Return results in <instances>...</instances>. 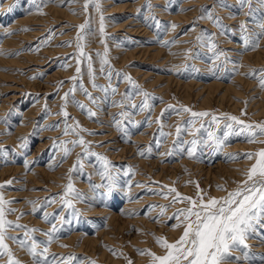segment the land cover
Listing matches in <instances>:
<instances>
[{"label":"rangeland","instance_id":"obj_1","mask_svg":"<svg viewBox=\"0 0 264 264\" xmlns=\"http://www.w3.org/2000/svg\"><path fill=\"white\" fill-rule=\"evenodd\" d=\"M157 1L36 0L33 4L32 0H0V47L15 33L21 40L12 54L6 55L20 62L7 67L13 76L0 82V193L5 201H11L4 207L6 219L13 222L5 243L20 264L35 261L18 240H25L27 245L37 241L38 252L47 246L49 259L52 254L74 255L71 264H153L149 252L160 256L167 251L157 238L177 241L183 225L173 227L177 221L170 218L178 209L190 206L186 200L173 203L176 193L169 194V190L195 199L198 184L205 199L225 197L240 186L255 162L245 154L264 149V135L258 134L255 142H249L247 130L230 134L218 151L209 147L212 141L204 143L207 131L223 138L229 123L233 131L240 130L242 126L230 121V116L245 125L264 124V72L259 71L264 69V38L259 39V47L245 50V33L240 28L246 23L250 42H254L261 29L247 13L255 9L254 17L259 20L264 6L257 0L242 10L238 0H226L228 7L217 0H163V5ZM30 3L39 5L42 19L48 20L31 27L15 26L21 15L13 11ZM48 5L60 10L46 13ZM206 6L214 17L222 19L223 30L207 17ZM162 13H170L177 20ZM82 24L86 25L83 32L79 28ZM38 29H43L41 34ZM166 41L170 42L167 46ZM78 43L91 57L95 84L108 88V92L93 86L88 59L80 56ZM221 52L224 55L217 58ZM254 70L256 75H249ZM127 77L139 87L130 84ZM238 80V87L230 90ZM73 88L75 92L66 102L65 93ZM112 88L118 91L113 94ZM125 92L134 95L131 102L137 105L144 100L142 93H149V108L133 110L129 101L123 107L113 106V101L124 99ZM11 96L15 97L12 101ZM5 98L11 104L1 108ZM77 101L85 108L81 109ZM185 108L191 111H183ZM87 109L95 112V117H89ZM31 110L35 114L28 119L25 114ZM125 111L132 114L121 118L118 114ZM193 112L209 115L193 117ZM114 117L121 121L124 132L117 128ZM27 120L32 121L31 126ZM77 122L88 131L77 129L74 133ZM24 124L27 128L18 134ZM80 137L88 145L87 155L84 146L67 143ZM193 139L200 142L189 157ZM65 148L69 149L66 158ZM100 157L108 161L106 173ZM70 180L74 191L68 193ZM45 213L47 220L43 219ZM17 223L26 228L15 227ZM53 225L57 231L48 244L46 233ZM27 229L38 231L26 236ZM247 243L250 254L257 258L251 264H260L264 235ZM0 264H9L3 249Z\"/></svg>","mask_w":264,"mask_h":264},{"label":"snow or ice","instance_id":"obj_2","mask_svg":"<svg viewBox=\"0 0 264 264\" xmlns=\"http://www.w3.org/2000/svg\"><path fill=\"white\" fill-rule=\"evenodd\" d=\"M32 3L35 4L36 0H32ZM217 3L222 7H228L229 5L226 3V0H217ZM239 7L242 10L244 7H250L252 4V0H238ZM257 3L264 6V0H257ZM85 8H87V3L85 4ZM11 10V9H10ZM256 10H250L247 15L253 21V23L258 24L260 32L256 33V39L254 42H250V37L248 35V27L246 23H242L240 25L241 31L244 34L242 38L243 46L245 50H254L259 47V39L264 38V15L261 16L259 20L254 17V12ZM206 15L208 18L213 19L214 23H216L222 30L225 26L222 23V19L219 17H214L210 9H207L206 6ZM201 18H204L203 16ZM86 25H79L80 30L83 32ZM172 27H176V25H172ZM101 31L103 32V17H101ZM79 39V37H78ZM167 46L170 42H164ZM77 47L80 49V56L86 57L88 59V68L89 72L93 76V86L100 87L102 91L108 92V88L103 86H99L95 84V76L94 69L92 67L91 57L88 56L87 53L83 51V46L81 44H77ZM215 47V45H213ZM97 55H100L97 53ZM105 56L107 53L105 52ZM224 55V53H218L217 58L219 56ZM103 63H107V60H104ZM103 70V69H102ZM77 73H80V68L77 67ZM256 71L254 70L249 75L255 76ZM260 72H264V69L259 70ZM109 80H111V72L107 73ZM76 77H72V80H76ZM130 84L135 85V82L131 80L130 77H127ZM261 86L264 87V80H262ZM135 87H139L135 85ZM85 94L92 100L93 103H97L96 98L92 97L91 93H88L86 89H84ZM112 93L115 94L118 89L112 88ZM75 92V88L70 89L69 93H65L64 100L67 102L69 95ZM144 100L140 105L131 102L134 100V95L130 96L128 92H125L124 99L115 102L113 101V106H121L123 107L125 101H129L128 106L137 111H143L146 108H149L148 98L149 93L143 92ZM77 105L84 109L85 105L76 102ZM167 111V110H166ZM183 111H191L190 109H183ZM132 113L130 112H121L118 115L121 118H128ZM63 115L67 118V111H63ZM87 115L89 117H95L96 113L91 109H87ZM163 115V114H162ZM208 112H193V117H206L208 116ZM230 121L235 122L238 125H241L239 131H233L232 123L225 125L228 131L224 132L223 138L217 136L212 131H207V140L204 143H208V141H212L209 144V147H213L214 151H218L224 145V141L228 138L230 134L239 135L241 132L247 130L249 132L248 140L249 142H255L256 136L264 135V124L257 125H245L244 121L239 120L236 116L227 117ZM217 117L213 116L212 120L217 121ZM113 122L117 126L119 130L124 132V128L121 127V121L113 118ZM159 122V121H158ZM133 125H136L135 121H132ZM193 124L195 121L192 122ZM68 126L66 125L65 134L67 132ZM201 128H204V125H201ZM79 131H88L87 129L79 126L77 122L76 128H73V132L76 133V130ZM200 129H196V132H199ZM180 129H177V135H179ZM91 134V133H90ZM125 135L127 133L125 132ZM200 141L197 139H193L190 141L191 147L189 148L187 154L189 157L194 155L197 144ZM67 143H72L73 145H82L85 147V155L88 154V145L84 141L83 137H80L77 141H70ZM65 158L69 154V149L65 148ZM149 151H151V146H149ZM144 155L143 152L140 153ZM105 162V173L107 172V164L108 161L106 157H100ZM232 158H237L233 156ZM245 158L253 159L255 158V162L251 165V167L246 171L245 176L246 179L241 182L240 186L231 192H227L225 197H209L208 199L204 198L202 194V190L198 188L197 198L192 197H184L176 192L175 189H170L169 194L176 193L173 198V203L184 202L185 200L189 203V207L178 209L173 217L170 219H175L177 224L173 225V227H180L183 225V233L180 238L175 242H169L166 237H158L157 243H159L163 248H165V255H156L155 253L149 252V254L153 258V264H244V262H248L251 264L252 261L257 259L253 255L250 254V245L247 241L250 238H254L259 235H264V149L259 150L256 153H247L245 154ZM80 164V161H77V165ZM27 167V163L25 164ZM6 183H11L8 181ZM3 185H0L2 188ZM109 194L112 191V185L109 184ZM220 190H225L222 186H217ZM73 185L71 180L67 185V192H73ZM79 196L80 194L77 193ZM6 203H11V201H5L3 194L0 193V249H3L7 252L9 256V264H20V261L12 258L11 250L8 248V245L5 243L6 240V232L9 227L13 226V222L6 219L5 216V207ZM35 203V202H32ZM65 204L71 207V202L68 200L64 201ZM8 211H14L13 209H8ZM166 211V209H165ZM163 215V212L161 213ZM182 218V219H181ZM43 219H48V214L45 213L43 215ZM17 228H26L25 225L15 224ZM38 231V229H27V233H32ZM42 231V230H40ZM57 231L55 225H53L51 232L46 233L49 236L48 244H50L54 238V233ZM17 239V238H13ZM21 246H26L30 255H32L35 264H71L73 260L76 259L74 255L64 256H56V254H52L51 259H49L48 248L44 247L42 251H37L38 242L33 240L30 245L26 244L25 240H18ZM142 251L143 250H138ZM240 251L241 255H235L234 253ZM260 264H264V255L259 257Z\"/></svg>","mask_w":264,"mask_h":264},{"label":"bare ground","instance_id":"obj_3","mask_svg":"<svg viewBox=\"0 0 264 264\" xmlns=\"http://www.w3.org/2000/svg\"><path fill=\"white\" fill-rule=\"evenodd\" d=\"M158 5H163V4H165V1H163V0H158L157 2H156ZM6 4H10V3H6ZM48 4V3H47ZM31 6H33L32 8H31ZM137 6V5H136ZM7 7V6H6ZM39 7V5L38 6H34V5H32L31 3H30V5L29 4H26V5H24V6H18L17 8H16V10H14L13 12L14 13H16V15L17 14H19V15H21V18H19V19H17V21H15L14 23H15V26H17V24L19 25V24H21V25H27V26H30V25H35V24H37V25H41V24H43L44 23V21H47L48 20V17L47 18H43L42 19V16H41V14H40V11H42L41 9H39L38 8ZM138 8V7H137ZM37 9H39V10H37ZM44 10H46V9H44ZM58 10H60V9H58L57 7H56V5H54V6H52V5H48V8H47V10H46V13H54L55 14V12H57ZM133 10V9H132ZM165 12V11H164ZM56 14H58V13H56ZM163 14V16H167L168 18H171V20H172V18L173 19H176L177 17L176 16H174V17H172L171 15H170V13H162ZM46 15V14H45ZM179 18V17H178ZM137 20V19H136ZM177 20V19H176ZM14 21V20H13ZM49 24V23H48ZM127 24V23H126ZM45 25V24H44ZM131 25V24H130ZM134 26H137V25H134ZM139 26V25H138ZM14 27V26H13ZM31 27V26H30ZM142 27V26H141ZM122 28V27H121ZM11 29V28H10ZM14 29V28H13ZM133 29V28H132ZM9 30V29H8ZM42 30L43 29H38V31L39 32H37V33H40L41 34V32H42ZM134 31H137V30H135V28L133 29ZM132 30V31H133ZM139 30V29H138ZM131 31V32H132ZM133 31V32H134ZM139 32V31H138ZM23 33V32H22ZM37 33H35V34H37ZM136 33V32H135ZM8 34V33H7ZM16 34V33H15ZM15 34L12 36V35H10V36H8L6 39H5V41H4V43L2 44V46L0 47V82L2 81H4L5 79H7V78H10V77H12L13 76V71L11 72V71H9V70H7V67H9V68H12V67H15L13 64H18L19 62H17L16 60H13V59H8L7 58V56H8V54H12V52L14 51V48H17V45L20 43L19 41H21L20 40V37L19 38H17V37H15ZM20 34V33H19ZM31 36H32V34H30ZM18 36V35H17ZM20 36H22V34L20 35ZM23 36H26V37H28V35L26 34V35H23ZM22 36V37H23ZM30 36V37H31ZM22 37H21V39H22ZM25 37V38H26ZM36 37V36H35ZM27 41V40H26ZM232 44V43H231ZM16 46V47H15ZM147 49H149V48H147ZM10 50H12V51H10ZM159 50V49H158ZM161 51V50H160ZM159 51V52H160ZM241 54V53H240ZM7 55V56H6ZM30 56H28V59H30L29 58ZM248 58V57H250V55L249 56H247V55H243V58ZM10 58V57H9ZM31 58H32V56H31ZM45 60H47L46 58H44ZM251 61V60H250ZM27 63V61L26 62H24L23 64H26ZM21 64V63H20ZM22 66H24V65H22ZM15 72V71H14ZM16 76V75H15ZM18 78V77H17ZM239 80L238 81H236L235 83H233V85L230 87V90L231 89H234V88H237L238 87V84H239ZM1 84V83H0ZM213 84V83H212ZM224 85V84H223ZM251 85V84H250ZM19 86V85H18ZM219 86V85H218ZM3 86L1 85V88H2ZM9 87V86H8ZM210 87H213V85H211ZM5 89H6V87H5ZM16 89V88H15ZM18 90V89H17ZM225 90V89H224ZM15 91V90H14ZM235 91V90H234ZM240 91V90H239ZM251 92V91H250ZM218 93V92H217ZM251 94V93H250ZM13 95V94H12ZM16 95V94H15ZM225 95V94H224ZM224 95H222V96H224ZM8 96V95H7ZM6 96V97H7ZM263 97V100H264V95H262ZM12 97V96H11ZM10 98V97H9ZM15 97H12L10 100L12 101V99H14ZM17 98V97H16ZM1 99V98H0ZM261 99V98H260ZM16 100V99H15ZM4 101V102H3ZM2 102V107L1 108H7L10 104H11V102L9 103V99H4ZM15 102V101H14ZM260 102V101H259ZM4 111H6L5 109H3ZM2 111V110H1ZM2 113V112H1ZM31 113H34V112H32V110L31 111H28L25 115H26V118L28 117V119H29V117H31L30 116V114ZM35 114V113H34ZM26 121V120H25ZM24 121V122H25ZM28 121V120H27ZM29 123V125L31 126L32 125V121L30 120V121H28ZM26 124V123H25ZM23 125V126H21L19 129H18V134H19V131H23V130H25V128H27V124L26 125ZM29 126V127H30ZM23 134V133H22ZM15 135H16V133H15ZM19 136V135H18ZM11 140V139H10ZM15 142V141H14ZM20 143V142H19ZM126 155V154H125ZM122 156V155H121ZM128 157V156H127ZM130 158V157H129ZM219 166V165H218ZM233 166V165H232ZM216 168V167H215ZM229 168V167H228ZM8 169H10V168H8ZM16 170H17V168H16ZM214 170V169H213ZM8 171V170H7ZM231 171V170H230ZM5 172V171H4ZM215 172V171H214ZM218 172L219 171H217L216 173L218 174ZM55 174V173H54ZM215 176H218V175H216L215 174ZM127 206H129V205H127ZM80 235V234H79ZM92 238V237H91ZM87 239H89L88 237H87ZM87 239H85V240H87ZM93 239V238H92ZM74 240V239H73Z\"/></svg>","mask_w":264,"mask_h":264}]
</instances>
